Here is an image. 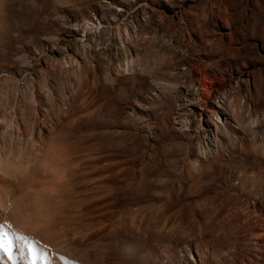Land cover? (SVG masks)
<instances>
[{
	"label": "rangeland",
	"instance_id": "1",
	"mask_svg": "<svg viewBox=\"0 0 264 264\" xmlns=\"http://www.w3.org/2000/svg\"><path fill=\"white\" fill-rule=\"evenodd\" d=\"M0 223L53 264H264V0H0Z\"/></svg>",
	"mask_w": 264,
	"mask_h": 264
},
{
	"label": "snow or ice",
	"instance_id": "2",
	"mask_svg": "<svg viewBox=\"0 0 264 264\" xmlns=\"http://www.w3.org/2000/svg\"><path fill=\"white\" fill-rule=\"evenodd\" d=\"M4 257L11 264H16L17 259L23 264H53L49 253L39 247V242L33 237L13 231L11 225L0 223V260Z\"/></svg>",
	"mask_w": 264,
	"mask_h": 264
},
{
	"label": "bare ground",
	"instance_id": "3",
	"mask_svg": "<svg viewBox=\"0 0 264 264\" xmlns=\"http://www.w3.org/2000/svg\"><path fill=\"white\" fill-rule=\"evenodd\" d=\"M120 9V8H119ZM96 29L97 28V26H96V24H94V23H87L86 24V26H85V29H86V31L88 30V31H92V29ZM73 59V58H72ZM65 60V59H64ZM70 60V59H69ZM131 59H129L128 61H130ZM67 61V60H66ZM127 61V62H128ZM68 62V61H67ZM128 64H131V63H128ZM195 98H196V90L194 89L193 91L191 90V92H188V93H186L185 95H184V98L182 99V102L179 104V106L177 107V111H176V114H177V119H178V121H177V123H182L183 122V117H185L187 114H189V112L188 111H190L191 110V107L194 105V102L196 101V102H198V104H200V106H199V108L201 109V110H204V111H208V112H210V114L211 115H213V114H216V113H214V111H212V110H206L203 106H202V101H200L199 99H196L195 100ZM199 98V97H198ZM222 113L221 114H223V111H221ZM225 114V113H224ZM200 115H201V113H200ZM202 116V115H201ZM217 115H215L214 117L217 119V118H219L218 116L216 117ZM185 122V121H184ZM206 134V133H205ZM221 214V213H220ZM214 215V214H213ZM218 216V215H217ZM220 216V215H219ZM217 219V218H216ZM209 220V219H208ZM215 220V219H214ZM206 222V221H205ZM215 222H216V220H215ZM212 226H214V225H212ZM212 226H210V228L212 227ZM209 228V229H210ZM213 228V227H212ZM208 229V228H207ZM208 229V230H209ZM216 229V228H215ZM218 230V229H217ZM217 230H215V231H217ZM263 231V230H262ZM208 232V231H207ZM217 233V232H216ZM262 233V232H261ZM220 237V236H219ZM257 238H258V236H256ZM255 237V238H256ZM260 237V236H259ZM257 240V239H256ZM257 244V243H256ZM260 245V244H259ZM258 246V245H257ZM255 249V248H254ZM257 251H259V250H257ZM21 263L23 264V262L21 261Z\"/></svg>",
	"mask_w": 264,
	"mask_h": 264
}]
</instances>
